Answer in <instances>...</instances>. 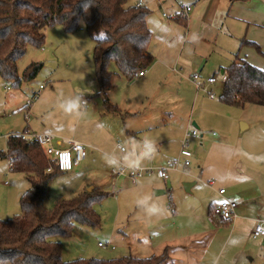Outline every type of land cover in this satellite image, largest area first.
<instances>
[{"label": "rangeland", "instance_id": "1", "mask_svg": "<svg viewBox=\"0 0 264 264\" xmlns=\"http://www.w3.org/2000/svg\"><path fill=\"white\" fill-rule=\"evenodd\" d=\"M137 1L132 0L134 4ZM54 43L58 44V50L54 47ZM94 48L95 43L89 37L84 25L82 30L75 34L65 33L62 26L48 28L43 47H30L17 64L18 75L21 78L20 86L16 87L0 77V154H7V135L11 132H21L28 125L32 133H49L59 138H63L65 131L82 133L84 129H96L94 139L109 140L111 145L108 149L102 147L89 149L85 165L89 163L92 171L89 181L94 180L96 188L110 193L111 196L95 206L102 219L101 228L93 229L76 224L71 237L56 239L62 242V258L66 262L78 259L110 260L135 256L147 258L154 253H149L150 255H147V251L139 253L138 248L143 247V242L147 240L149 222L143 221L147 217L143 215L140 206L142 208L145 206L138 202L140 195L137 200L134 186L145 178L156 176L146 174L134 183L127 174L115 176L113 172L119 170L122 165L129 169L158 168L163 167L164 162L155 165L158 167L129 165L120 161L122 159L119 158L116 144L121 142L119 144L125 148L127 154L131 153V149L136 148L142 149L145 155L147 153L150 156V154H158V151L153 145H150L151 150H147L146 140L154 144L170 139L169 148L180 151L186 134L195 129L199 138L188 139L186 149L191 152L192 158L190 174L184 175L187 178L192 177L194 169L200 166L199 172L201 168L204 172L201 178L198 177L197 182L207 186L206 183L214 181L217 186L224 179L223 174H217L219 171L241 177L237 172L238 167H242L246 159L241 155L240 148H243L247 142L264 144V137H261L264 136V107L250 105L238 108L220 102L224 76L218 70L215 77L217 84L212 86L214 100L209 97L210 86L199 91L194 83H189L187 79L182 80L181 76H178L176 81L154 88V93L151 95L152 101L139 107L140 113L136 120L126 116V109L123 108L127 105L123 103L121 105L124 112L122 120L109 125L112 132L104 134L100 131V126L104 128L108 126L105 118L101 116L102 100L98 97L89 102L87 100L98 92V85L94 79ZM32 63H42L43 68L35 79L25 80L24 71ZM111 71L116 73L115 66H111ZM193 72L191 76L201 71ZM201 74L203 78L212 75L208 74L207 70ZM112 82L114 90L111 96H115L121 88L115 74ZM41 85L45 88L38 93ZM8 87L10 90L7 89ZM34 93H38V98L30 107H27V110L26 101L32 99ZM69 104H76L77 107L67 112L65 108ZM88 114L92 115L90 122L85 116ZM146 114L151 115L155 124L154 128L149 132L139 133L135 138L128 137L126 127L132 124H143ZM193 122L199 123L198 129L192 125ZM243 123H251V129L244 130ZM36 129L45 131H33ZM178 155L179 153L169 160L178 159ZM112 160H118V166ZM70 174L74 173H61L51 181L46 201L48 210H53L60 199L72 200L79 196L77 187L81 183V177ZM27 187L25 176L10 172L9 158L0 156V220L7 221L21 216L20 196ZM181 189L182 192L176 190V195L173 194L174 204L179 193L184 197L187 195L183 184ZM169 195L168 193L158 198L167 199V206H169ZM99 243L107 247L102 248ZM157 254L154 257L160 258L163 253Z\"/></svg>", "mask_w": 264, "mask_h": 264}, {"label": "crops", "instance_id": "2", "mask_svg": "<svg viewBox=\"0 0 264 264\" xmlns=\"http://www.w3.org/2000/svg\"><path fill=\"white\" fill-rule=\"evenodd\" d=\"M142 1H144L145 7L151 11L147 19L148 27L152 32V41L148 51L154 57V62L145 70L144 76L139 78L134 76L132 79H127L115 73L117 83L121 88L115 93V96H111L114 90L112 82V89L108 94L109 107L112 109H108L104 105L103 99L98 97L102 100L103 105L101 116L105 118L108 126V128L100 126L102 133L112 132L109 125L116 124L117 120H122L124 112L121 105L123 103L127 105L123 108L126 109V116L136 120L140 113L139 107L152 101L151 95L154 93V88L157 89L168 82L176 81L178 76H181L182 80L187 79L189 83H194L191 80L193 71L200 70L199 75L204 80L216 77L217 70L224 76L225 69L231 66L237 57L264 69V0ZM133 2L128 0L127 6L134 7L139 0L136 4ZM181 4L192 6V11L183 24L175 20V17L179 15ZM244 42L250 44L244 45ZM54 47L59 49L58 44L54 43ZM205 70L212 75L203 78L201 73ZM216 84L217 82L210 86L211 91H213L212 86ZM96 94L90 97L91 99L88 98V102L93 100ZM25 108L27 109L26 105ZM85 116L90 122L89 119L92 118V115ZM146 116L143 124H132L126 127L128 137L135 138L139 133L149 132L154 128L155 124L151 115L146 114ZM189 124L188 121L187 125L189 126ZM198 124V122L192 123L197 129ZM251 127V123H243L244 130H249ZM94 130L84 129L82 133L66 131L63 133V138L81 142L87 148V157L78 167L71 172H66L74 173L70 174L72 176L81 177L77 195L84 192L101 191L96 188L94 180L89 181L92 171L89 167L90 164L85 165V161L89 156V149L98 147L108 149L111 143L109 140H95ZM33 131L43 132L45 130L36 129ZM21 132L32 131L28 125ZM111 137L113 138V136ZM111 137H109L110 140H112ZM169 141L171 140H162V142L153 144L146 140L147 150H151L150 145H153L158 151V154H150V156L147 153L145 155V151L140 148L141 151L136 148L131 149L129 154L127 151L122 152L118 148V144L121 142H118L115 148L119 153V158L122 159L120 161L129 163V165L158 167L155 165L163 162L165 165L166 161L180 152L177 149L171 150ZM239 150L246 159L244 165L238 167L237 172L241 177L219 171L217 174L224 175L223 182L212 188L208 186V183L206 186L197 182L198 177L201 178L204 172L202 168L199 172L200 166L198 169H194L192 177L189 178L180 171H171L168 180L163 181L156 176L157 178H145L134 186L137 200L140 195L138 202L145 206L142 208L139 205L143 215L147 217L143 221L149 222L147 240L143 242V247L138 248L139 253L145 251L148 252L147 255L154 253L147 258L157 256V253H163L162 256L167 258L166 264H264V237L254 238L253 236L257 222L264 220V144L257 145L247 142ZM109 158L111 157L109 156ZM112 161L118 166V160ZM10 172L13 171L10 170ZM165 183H168L169 186ZM182 184L187 186L188 191L185 193L187 195L184 197L179 193L174 204L173 194L176 195V190L182 192ZM27 186L20 197L29 190L28 181ZM220 189L226 190L224 196L219 195ZM168 193L170 194L168 197L169 206H167V199L160 200L158 198ZM224 199L234 201L238 205L236 219L228 224L211 218L213 206ZM61 200L63 199L58 202ZM152 208H155L156 211L151 212ZM125 258L147 259L137 256Z\"/></svg>", "mask_w": 264, "mask_h": 264}, {"label": "trees", "instance_id": "3", "mask_svg": "<svg viewBox=\"0 0 264 264\" xmlns=\"http://www.w3.org/2000/svg\"><path fill=\"white\" fill-rule=\"evenodd\" d=\"M127 4L128 0H0V77L19 87L17 64L30 47H43L48 28L62 26L65 32L75 33L84 25L95 42L96 97L111 110L108 94L115 74L111 66H115L117 75L132 79L154 62L148 51L152 32L147 19L151 11ZM175 20L185 21L179 16ZM42 68V63H32L25 69L24 79H35ZM224 77L220 102L238 108L264 107V69L237 57L225 69ZM7 145V154L0 156L11 159V171L23 174L30 188L20 200L21 216L0 220V264H166L165 256L64 261L62 242L56 239L71 237L76 224L100 228L102 220L95 206L110 194L84 192L48 210L49 185L62 172L56 168L48 172L51 163L39 144L10 137Z\"/></svg>", "mask_w": 264, "mask_h": 264}, {"label": "built area", "instance_id": "4", "mask_svg": "<svg viewBox=\"0 0 264 264\" xmlns=\"http://www.w3.org/2000/svg\"><path fill=\"white\" fill-rule=\"evenodd\" d=\"M136 8L145 7V3L142 0L135 6ZM192 11V6L189 4H181L179 17L182 19H186ZM145 71L138 72L134 76L139 78L144 76ZM191 80L194 82L197 90H205L207 87L215 84L217 82L215 77L208 78L206 80L202 79L201 76L196 73L191 76ZM44 86H40V93L44 90ZM8 90L9 87L7 88ZM38 93H34L32 99L26 101V106L30 107L32 103L38 98ZM210 99L214 100L215 95L212 91L209 92ZM10 137H18L22 141L27 142L29 144H39L45 154L47 155L51 167L48 169V172H51L53 169H58L62 173L71 172L74 168L78 167L80 163L87 157V148L86 146L73 139L67 138H59L53 134L45 133V134H37L32 132H22V133H12L7 135V139ZM189 138H199L198 132L193 129L189 131L185 139L183 141L182 148L179 152L178 159L168 160L166 161L163 167L158 168H140V169H129L128 167L122 165L119 170H115L113 174L115 176H121L127 174L128 177L135 182L137 179L143 177L144 175H155L159 179L168 180L169 172L171 171H181L183 174H190V159L192 158V154L190 151L186 149L188 145ZM118 148L125 152V148L118 144ZM9 168L12 170L13 163L9 158ZM214 181L208 182L209 187H214ZM220 196H224L226 193L225 189H220L218 191ZM238 205L234 201L230 200H222L217 205L213 206L211 212V218L220 221L221 223L228 224L232 223L236 217V210ZM254 238L264 237V220H259L253 231ZM99 246L105 248L103 244L99 243Z\"/></svg>", "mask_w": 264, "mask_h": 264}, {"label": "clouds", "instance_id": "5", "mask_svg": "<svg viewBox=\"0 0 264 264\" xmlns=\"http://www.w3.org/2000/svg\"><path fill=\"white\" fill-rule=\"evenodd\" d=\"M76 107H77L76 104H69V105L66 106L65 111H67V112H71V111H73ZM150 211H151V212H155L156 209H155V208H152V209H150Z\"/></svg>", "mask_w": 264, "mask_h": 264}, {"label": "water", "instance_id": "6", "mask_svg": "<svg viewBox=\"0 0 264 264\" xmlns=\"http://www.w3.org/2000/svg\"><path fill=\"white\" fill-rule=\"evenodd\" d=\"M185 189L188 191L186 184L184 185Z\"/></svg>", "mask_w": 264, "mask_h": 264}]
</instances>
